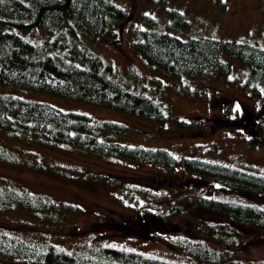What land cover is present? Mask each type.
<instances>
[{"label":"rangeland","instance_id":"rangeland-1","mask_svg":"<svg viewBox=\"0 0 264 264\" xmlns=\"http://www.w3.org/2000/svg\"><path fill=\"white\" fill-rule=\"evenodd\" d=\"M111 1L128 10L129 19L120 37L86 36L85 41L93 52L114 65L115 78L121 84L163 105L168 114L164 122L17 85L0 84V93L48 102L97 119L121 121L127 128L114 137L123 143L164 147L176 157L194 155L264 174V143L251 142L248 137L256 135L252 122L264 116V81L254 83L256 89L244 87L243 79H250L245 78L246 64L235 55L227 58L224 52L221 57L232 69L227 76L216 72L175 77L148 65L130 43L131 26L143 24V16L150 15L157 19V29L183 38L212 36L264 46V0ZM21 34L31 41L45 36L38 28ZM249 116L252 119L247 121ZM176 117L187 124H176ZM11 137L0 128L2 143L25 156L33 154V158L23 156L26 161L15 163L0 160V185L27 188L46 201V206L38 209L0 204V226L12 228L13 235L45 240L65 249L111 246L199 264L169 239L186 236L207 240V225L225 223L241 242H211L222 251L229 250L223 264H264L263 230L203 208L195 197L245 199L214 192L206 181L187 175L178 166L166 169L64 142L27 141L20 134ZM260 200L264 208V198ZM174 208L177 212L173 218L162 216Z\"/></svg>","mask_w":264,"mask_h":264},{"label":"trees","instance_id":"trees-1","mask_svg":"<svg viewBox=\"0 0 264 264\" xmlns=\"http://www.w3.org/2000/svg\"><path fill=\"white\" fill-rule=\"evenodd\" d=\"M143 17V24L131 26L130 43L148 65L175 77L209 76L216 72L227 76L232 69L231 63L221 57L224 52L227 58L235 55L246 64L245 78L250 79H243L244 87L256 89L254 83L264 81V46L212 36L183 38L157 29L156 18ZM128 19L127 8L111 0H0V84L53 93L164 122L168 114L163 105L152 96L121 84L115 78L114 65L93 52L85 41L86 36L120 37ZM33 28L41 29L44 38L31 41L21 34ZM263 117L252 122L251 128L256 135L248 136L251 142L264 143ZM250 118L252 116L247 120ZM173 120L179 125L187 124L177 117ZM0 128L7 130L10 137L20 134L27 141L35 138L44 142H64L166 169L178 166L187 175L206 181L214 192L245 199L198 195L195 200L199 206L233 222L248 223L264 231V208L259 205L264 198V174L194 155L176 157L164 147L123 143L114 137L116 132L127 128L121 121L97 119L84 112L64 110L48 102L9 93H0ZM23 156L16 148L0 141V160L23 162L26 161ZM28 156L33 158V154L28 153ZM38 197L27 188L0 185V204L30 209L45 207L46 201ZM255 198L258 200H253ZM175 210L170 209L162 216L171 219L176 215ZM205 235L207 240L179 236L169 241L199 264H223L229 257V250L222 251L212 241L241 242L225 223L207 225ZM20 263L185 264L111 246L83 245L80 249H65L45 240L19 238L12 234V228L0 226V264Z\"/></svg>","mask_w":264,"mask_h":264},{"label":"flooded vegetation","instance_id":"flooded-vegetation-1","mask_svg":"<svg viewBox=\"0 0 264 264\" xmlns=\"http://www.w3.org/2000/svg\"><path fill=\"white\" fill-rule=\"evenodd\" d=\"M250 119H251V118H250ZM245 120H246V118H245ZM247 121H248V120H247ZM243 127H244V129L246 128V123L243 124Z\"/></svg>","mask_w":264,"mask_h":264}]
</instances>
